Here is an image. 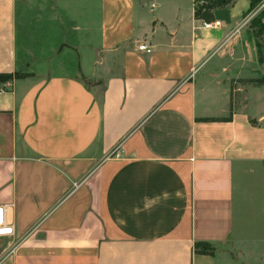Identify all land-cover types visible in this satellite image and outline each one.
Wrapping results in <instances>:
<instances>
[{"label": "crops", "instance_id": "obj_1", "mask_svg": "<svg viewBox=\"0 0 264 264\" xmlns=\"http://www.w3.org/2000/svg\"><path fill=\"white\" fill-rule=\"evenodd\" d=\"M20 1L0 0V73L18 72ZM51 1L97 11L104 85L0 81V264H264V123L224 120L200 72L249 1L214 28L193 0Z\"/></svg>", "mask_w": 264, "mask_h": 264}, {"label": "rangeland", "instance_id": "obj_2", "mask_svg": "<svg viewBox=\"0 0 264 264\" xmlns=\"http://www.w3.org/2000/svg\"><path fill=\"white\" fill-rule=\"evenodd\" d=\"M232 1L220 8L229 6ZM85 6L81 2L51 0L18 2V78L71 75L100 94L104 80L93 72L99 17L94 7V16L86 14ZM263 8L264 1L251 12H243L229 30L226 29L217 53L210 60L206 59L200 72L205 74L203 81L207 86L228 90L230 113L243 111L264 123V84L255 82L264 78V32L257 37L250 27V22ZM212 12L213 9L200 20L201 26L203 22L215 20Z\"/></svg>", "mask_w": 264, "mask_h": 264}, {"label": "trees", "instance_id": "obj_3", "mask_svg": "<svg viewBox=\"0 0 264 264\" xmlns=\"http://www.w3.org/2000/svg\"><path fill=\"white\" fill-rule=\"evenodd\" d=\"M232 0H193L194 2V16L197 19H205L207 16L210 15L211 10L214 8H220L224 6L225 4L230 3ZM249 1V7L246 10L244 14H247L257 8L264 0H248ZM264 8L253 18V20L250 22V27L254 30V34L257 37H260V35L264 32ZM18 72L14 73H0V81H9L13 78H18ZM255 82H259L264 84V78L256 80ZM231 117V113L228 116V118H224V120H229ZM205 121L209 120H219V119H203ZM200 245H206L205 243H196L195 244V250H198V247ZM210 250V249H209ZM208 250V251H209ZM207 252V251H203Z\"/></svg>", "mask_w": 264, "mask_h": 264}, {"label": "built area", "instance_id": "obj_4", "mask_svg": "<svg viewBox=\"0 0 264 264\" xmlns=\"http://www.w3.org/2000/svg\"><path fill=\"white\" fill-rule=\"evenodd\" d=\"M219 25V21H213V22H203L202 27L203 28H213L215 26ZM138 49L145 53H151L152 48L148 43H141L138 46ZM3 88L0 87V91H2ZM4 226V217H3V208H0V228H3Z\"/></svg>", "mask_w": 264, "mask_h": 264}]
</instances>
